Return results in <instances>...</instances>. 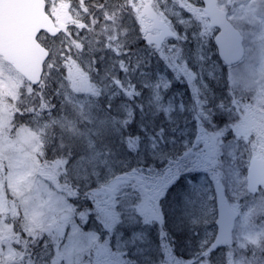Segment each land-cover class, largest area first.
Instances as JSON below:
<instances>
[{"label":"rangeland","instance_id":"374dc122","mask_svg":"<svg viewBox=\"0 0 264 264\" xmlns=\"http://www.w3.org/2000/svg\"><path fill=\"white\" fill-rule=\"evenodd\" d=\"M90 1L47 2L55 21L75 24L57 39L39 37L52 53L40 87L31 88L0 59V103L11 113L0 111V264H42L30 253L42 228L54 223L58 238L47 237L57 244V259L50 264H264L254 252L264 246V190L247 193L252 150L264 154V0H217L243 36L244 58L231 69L217 59L215 30L200 0L155 1L147 19L141 4L149 0H125L115 22L121 38L94 37L92 22L100 14L92 15L102 8L100 0ZM152 17L164 30L152 28ZM232 92L250 112L238 116ZM195 103L216 115L229 108L224 129L210 135L215 119L194 112ZM12 108L19 111L16 128ZM227 119L242 125L229 128ZM58 144L74 157L68 167L73 193L95 206L97 217L88 224L72 222L74 200L65 199L71 189L59 176L65 165L40 149L51 146L53 153ZM218 180L239 217L231 248L208 254ZM5 193L15 195L12 206ZM133 195L140 200L130 222L122 201H134ZM18 205L28 237L10 242L6 222Z\"/></svg>","mask_w":264,"mask_h":264},{"label":"water","instance_id":"95a60500","mask_svg":"<svg viewBox=\"0 0 264 264\" xmlns=\"http://www.w3.org/2000/svg\"><path fill=\"white\" fill-rule=\"evenodd\" d=\"M203 3L211 24L218 29L213 39L217 55L226 66H233L243 57L242 37L218 9L215 0H203ZM65 30L64 25L55 28L45 15L43 0H0V56L33 86L40 83L48 58V52L36 41L37 35L43 31L55 37ZM260 186H264V159L253 158L248 170V190L255 193ZM214 190L217 232L210 251L231 245L237 218L224 197L223 188L217 185Z\"/></svg>","mask_w":264,"mask_h":264},{"label":"trees","instance_id":"16d2710c","mask_svg":"<svg viewBox=\"0 0 264 264\" xmlns=\"http://www.w3.org/2000/svg\"><path fill=\"white\" fill-rule=\"evenodd\" d=\"M120 13L121 12H119V14ZM103 19H105V18H103ZM106 23L107 22H102L101 26H103ZM105 27L107 29V32L108 31H112L109 28V24H106ZM113 31L115 33V28H114ZM103 34H105V31L103 32ZM118 35H119V31H118ZM115 36H116V33H115ZM122 48H124V46ZM230 87L232 88V86H230ZM230 97H235L236 98V97H240V96L237 95L236 93L232 92L230 94ZM232 105L235 108V112L236 113L241 114L242 111L243 112L244 111L245 112H250L249 106H248V102L245 99L243 100L242 98H236ZM220 109L224 113V116L223 115H216V113L212 114L211 113L212 110H210L207 105L202 106L201 103L193 104V111L194 112H196V113H199V112L206 113L209 116L210 120L215 119L213 121V124H211L209 126L210 127L209 132L211 133L210 135L218 134V133H216V131H217V127L221 124V118L227 117V114L229 112V108H224L223 107V108H220ZM0 111L4 112L7 115V117L10 118L11 113L8 111V109L6 107V104L4 102L0 103ZM215 112H216V110H215ZM243 112H242V114H243ZM242 114L238 115V116L241 117ZM244 116L246 117V118H244V120L249 118V116L243 115V117ZM227 123H229L231 125L229 128H232V127L234 128V126H236V125H242L241 124L242 122H237L236 120H233V119H227ZM11 124H13V127L16 128L17 121H12ZM223 129H224V127H223ZM261 132H262V135L264 136V125L261 126ZM10 133H12L11 130H10ZM251 137H253V134L251 135ZM254 137H255L256 144H258L259 143V139H260L259 135L257 134ZM66 149L67 148L57 147L53 151V153H51L50 152L51 146L50 147H45V148L42 149V151H43L42 154L43 155H47L49 153V156H48L49 159H55L57 162H60L63 165H65V174H63L61 176V179L63 180V182L67 183L66 185H69V187L71 189V192L65 191V199L67 200L68 203H69L70 198H72L74 200L73 204L75 205V218L73 219L72 222H74L77 225L78 221H82V222L85 221L88 224L90 221H94L95 218L97 217L95 215V212H94L95 206L90 201V199L88 197H84L83 196L82 192L75 191L73 193L72 186H71V183H70L71 181L69 182V175H68L67 171H68V167H69L71 161L74 159V157L71 156V154ZM259 150H262V148L253 149L252 150V155L257 154ZM35 160H37V158ZM61 173H63V172L60 170V174ZM2 192H6V187L5 186L2 187ZM72 194H73V196H71ZM14 196L15 195H13V194L5 193V200L8 201V203L11 204V206H12V201H13V197ZM15 200H16V198H15ZM18 201H19V199H18ZM17 210H16V212H14V213H17V214L14 215L13 217H11L6 222L7 227L13 233V235L11 237H6V239L8 241H10V242H15L20 237L21 238H25V239H27V237H28V233L26 231L24 232V229H22V223H20V218L18 216V214H19V205H18ZM77 213H80L82 216L78 217ZM67 215H68V210L65 211V223H67L68 218H69V216L67 218ZM55 227H56V224L54 223V224H51L48 227L43 228L44 234L46 236H48V237L49 236H53L54 240H56L58 238V234L56 233V231H54ZM46 236L39 237L37 242L32 247L33 252L30 253V254H34V255H36V254H47V257H49L50 255L57 254V244L52 242V241L49 242L48 239L45 238ZM42 246H43V249L41 250L40 248ZM14 247L17 248L15 245H14ZM227 250H229V248ZM17 252L19 253V251H17ZM254 252H255V254L264 256V246L261 248V250L255 249ZM86 256H87V254H82V255H80V258L84 259V258H86ZM229 264H233V263L229 262Z\"/></svg>","mask_w":264,"mask_h":264}]
</instances>
